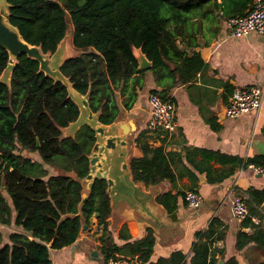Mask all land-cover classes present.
I'll list each match as a JSON object with an SVG mask.
<instances>
[{
	"label": "trees",
	"instance_id": "obj_1",
	"mask_svg": "<svg viewBox=\"0 0 264 264\" xmlns=\"http://www.w3.org/2000/svg\"><path fill=\"white\" fill-rule=\"evenodd\" d=\"M254 1L7 0L10 23L28 44L45 53H55L72 34L77 55L66 61L62 73L80 94L90 93L91 110L105 126L132 110L144 88L145 71L139 70L135 50L152 63L161 89L152 94L173 101L171 90L192 84L206 68L197 52L204 24L246 17ZM8 59L0 47V77ZM79 115L67 89L26 56L19 59L10 86L0 83V225L12 229L0 227V264H52L51 252L73 246L84 226L101 229L105 263L137 257L142 264H241L237 256L227 259L226 250L215 247L226 237V227L218 219L198 234L190 258L174 252L153 261V232L132 240L125 225L119 238L127 243L118 247L109 230L112 208L107 181L96 179L87 197L82 185L90 173L95 132L84 126L74 137L63 135ZM134 147L130 167L136 183L146 187L165 180L175 183L169 154L164 147L150 145L149 131L138 134ZM30 153H37L41 162ZM195 153L234 164L222 172L209 167L210 184L222 183L250 166L264 171V155L238 161L206 150ZM247 194L249 216L241 221L236 248L241 253L254 244L264 256V189H250ZM157 203L169 212L177 207L170 194L159 196Z\"/></svg>",
	"mask_w": 264,
	"mask_h": 264
},
{
	"label": "crops",
	"instance_id": "obj_2",
	"mask_svg": "<svg viewBox=\"0 0 264 264\" xmlns=\"http://www.w3.org/2000/svg\"><path fill=\"white\" fill-rule=\"evenodd\" d=\"M199 43L202 46L197 52L206 68L192 84L179 85L169 94L176 109V132H149L150 145L164 147L169 154L170 167L176 176L175 183L165 180L157 186L146 187L133 180L129 166L136 151V137L148 131L149 98L154 91L161 90L152 70L145 71L144 88L139 92L134 108L125 111L115 124L119 136H123L120 126L131 121L135 123L136 131L126 136L128 145L121 148L126 156L118 159L119 165L111 174L115 184L111 191L109 230L120 248L127 243L119 238L124 225L132 240H139L152 231L155 237L153 261L168 258L174 252H182L190 258L198 234L204 233L218 219L226 227V237L224 241H218L215 247L224 248L227 259L237 256L241 264H258L264 261V256L254 244L241 253L237 251L241 222L233 218L231 209L237 194L248 199L250 189H264V174L259 175L250 168L241 169L222 183L210 184L207 176L209 167L215 172H222L234 164L222 163L219 161L221 159L193 152L206 150L238 161L264 155V103L258 113L238 119H230L225 113L236 90L264 83V34L251 33L246 38L236 39L231 35L227 22L220 19L204 24ZM65 47L69 56L77 55L72 34ZM138 52L136 50L135 54ZM118 101L121 103L120 99ZM28 155L41 162L37 153ZM123 163L128 165L127 171H123ZM46 168L54 172L48 166ZM189 191L203 197L202 206L196 210L190 209L184 199ZM165 194L177 199V207L172 212L157 203V198ZM254 222L259 221L255 219ZM97 229V226H93L83 232L69 248L52 251V264H106L100 250L101 229ZM242 231L251 233L250 230Z\"/></svg>",
	"mask_w": 264,
	"mask_h": 264
},
{
	"label": "water",
	"instance_id": "obj_3",
	"mask_svg": "<svg viewBox=\"0 0 264 264\" xmlns=\"http://www.w3.org/2000/svg\"><path fill=\"white\" fill-rule=\"evenodd\" d=\"M9 10L10 5L7 0H0V47L5 50L9 56L7 67L0 77V83L10 86L11 77L19 64V59L22 56H26L28 59L38 62L41 73H44L45 76L50 77L56 83H61L67 89L69 98L78 106L80 115L76 122L72 123L68 128L63 129V133H66L64 136L74 137L82 127L86 126L95 132L96 137V143L90 156V173L88 177L82 181L85 197H87L91 191L95 180L100 179L107 181L108 194L111 200V191L115 184L114 180L111 178V174L114 168L119 165L118 159H124L126 156V152L121 150V148L128 145L126 136L136 131L135 123L131 121L128 124L120 126V129L123 131V136L118 135L115 125L121 119L111 126L101 124L99 115L93 113L91 110L89 102L90 93L87 95L80 94L74 88L70 79L62 73L63 65L67 60L73 58V56L71 57L67 54L65 47L69 35L59 45L55 53H45L41 47L30 45L23 39L19 30L9 21ZM137 51L139 52L135 54V57L139 63V70H151L152 63L140 49ZM39 146L40 144L38 142V147ZM110 151L112 152L111 156H109ZM122 169L123 171H127L128 165L123 163ZM85 201L86 199L84 202ZM87 230L88 227L84 226L83 232ZM219 264L223 263L220 262Z\"/></svg>",
	"mask_w": 264,
	"mask_h": 264
},
{
	"label": "built area",
	"instance_id": "obj_4",
	"mask_svg": "<svg viewBox=\"0 0 264 264\" xmlns=\"http://www.w3.org/2000/svg\"><path fill=\"white\" fill-rule=\"evenodd\" d=\"M231 35L236 39L246 38L251 33L264 34V0H255L252 9L246 17L227 20ZM264 103V83L238 89L234 92L226 106V117L238 119L248 114L258 113ZM150 120L149 132L175 133L177 130L175 104L171 100H163L157 94L149 98ZM255 173L264 174L263 169L250 166ZM185 200L190 209L196 210L203 204V197L195 192L186 193ZM247 197L237 194L232 202V216L237 221H243L249 216ZM106 264H142L136 258L110 259Z\"/></svg>",
	"mask_w": 264,
	"mask_h": 264
},
{
	"label": "rangeland",
	"instance_id": "obj_5",
	"mask_svg": "<svg viewBox=\"0 0 264 264\" xmlns=\"http://www.w3.org/2000/svg\"><path fill=\"white\" fill-rule=\"evenodd\" d=\"M40 162V161H39Z\"/></svg>",
	"mask_w": 264,
	"mask_h": 264
}]
</instances>
